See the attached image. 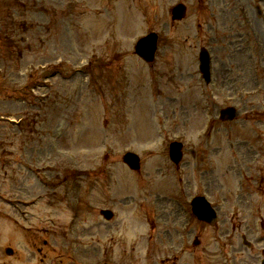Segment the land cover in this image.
Returning a JSON list of instances; mask_svg holds the SVG:
<instances>
[{
  "label": "rangeland",
  "instance_id": "374dc122",
  "mask_svg": "<svg viewBox=\"0 0 264 264\" xmlns=\"http://www.w3.org/2000/svg\"><path fill=\"white\" fill-rule=\"evenodd\" d=\"M179 1L0 0V96L10 98L12 90L35 77L40 84L29 90L25 101L7 99L0 104V114L7 115L0 118V209L13 212L11 217L10 212L0 214V264L60 259V252L54 257L42 242L37 243L42 254L33 251L29 241L24 246L26 221L33 225L31 230L49 228L42 232L47 246L55 244L57 250L68 243L86 260L96 257L93 244L108 248L113 235L116 243L108 251L119 264H170L166 259L174 256L169 253L182 242L190 249L174 264H261L264 196L235 205L233 192L229 195L219 179V174L231 173V165L227 172L225 163L218 166L229 152L242 158L252 147H264V131L256 144L249 128L262 120L257 112L264 116V83L259 84L261 91L253 83L245 61L249 54L240 49L243 42L230 28L244 14H256L263 0H182L186 17L174 22L169 8ZM160 24L166 29L155 61L149 64L135 54L133 44L150 30L158 31ZM206 27L214 35L217 57L215 84L204 86L196 53L203 39L212 42L210 33H204ZM241 33L246 34L245 29ZM105 41L112 45L104 46ZM258 43L252 35L248 44L254 61L264 59V43ZM182 58L188 63L181 65ZM58 59L67 79L52 78L42 88L45 82L39 74L58 65ZM97 60L104 62L100 77L88 82L81 72L71 75L72 65H90L95 71ZM260 70L264 78V68ZM232 103L238 116L247 110L255 114L247 117L245 127L242 119L216 121L219 108ZM19 117L24 119L20 124L11 121ZM95 118H102L101 125ZM184 118L186 125L180 123ZM209 127L214 136H209ZM176 132L184 142L177 168L167 152L168 138ZM126 150L140 154L139 170L122 162ZM229 183L237 185L231 179ZM200 193L219 212L212 225L193 214L188 217V200ZM249 205L252 211L243 207ZM19 207L27 220L14 217ZM107 207L114 216L106 221L99 210ZM31 211H38V216L33 219ZM66 224H71L68 235L56 241ZM244 234L251 247L242 242ZM8 245L17 249L19 260L12 248L9 254L14 256H6ZM39 255L44 260L39 262ZM62 257L61 264H74Z\"/></svg>",
  "mask_w": 264,
  "mask_h": 264
}]
</instances>
